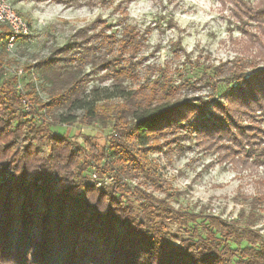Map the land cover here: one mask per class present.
Returning <instances> with one entry per match:
<instances>
[{"label":"trees","instance_id":"obj_1","mask_svg":"<svg viewBox=\"0 0 264 264\" xmlns=\"http://www.w3.org/2000/svg\"><path fill=\"white\" fill-rule=\"evenodd\" d=\"M256 1V10L246 15L264 35V0ZM133 31L123 28L117 38L114 32L95 34L111 54L100 84L89 85L79 70L96 65L100 50L76 40L25 67V97L16 88V74L0 80V264H264V241L250 228V215L226 222L173 208L142 189H161L145 181L156 183L147 155L160 152L168 135L226 133L231 141L248 142L252 134L244 116L264 110V70L215 69L227 73L230 83L222 100L176 101L186 82L153 80L128 88L123 81L139 80L132 60L139 38ZM9 34L0 23V52H7ZM75 43H84L85 51ZM0 73L6 75L1 60ZM105 81L110 84L101 85ZM109 119L114 131L100 150L87 135L77 142L56 131ZM92 172L113 174V181L98 179L96 186Z\"/></svg>","mask_w":264,"mask_h":264},{"label":"rangeland","instance_id":"obj_2","mask_svg":"<svg viewBox=\"0 0 264 264\" xmlns=\"http://www.w3.org/2000/svg\"><path fill=\"white\" fill-rule=\"evenodd\" d=\"M14 6L31 33L25 40H18L13 53L0 52L6 74L0 73V80L18 70L24 72L25 67L52 50L76 40L100 50L96 65L79 69L90 80L89 85L100 84L105 74L103 63L111 54L95 34L114 32L117 38L126 27H132L139 38L132 55L139 80L123 81L128 88L151 84L153 80L175 85L186 82L179 88L176 101H205L210 96L222 100L230 83L227 73L218 75L215 69L238 65L246 73L264 70V35L256 21L246 15L247 9L252 13L256 10V0H17ZM88 36L90 39L85 41ZM84 43H75L74 48L85 51L81 47ZM24 80L27 82V74ZM104 84L110 82L101 83ZM244 119L243 124L252 134L248 142L231 141L226 133L194 136L178 132L175 138L166 136L165 141H160L161 151L147 155L156 183L145 181L161 189H151L149 185L142 189L165 198L173 208L218 216L226 222H240V214L250 215V228L259 232L264 241V154H259L264 150V110L245 115ZM113 124L109 119L89 126L62 125L56 131L77 142L87 135L100 150L107 146ZM109 177L98 179L109 184L113 181ZM127 182L130 188L136 183ZM179 235L185 236L182 232ZM230 245L237 244L232 241Z\"/></svg>","mask_w":264,"mask_h":264},{"label":"built area","instance_id":"obj_3","mask_svg":"<svg viewBox=\"0 0 264 264\" xmlns=\"http://www.w3.org/2000/svg\"><path fill=\"white\" fill-rule=\"evenodd\" d=\"M16 1L17 0H0V23L7 25L10 30V34L6 39V51L8 53H13V48L20 38L29 37L31 33L28 23L15 9L14 4ZM14 74L17 75L16 88L22 92V95L25 97L24 85L21 79L23 72L18 70ZM22 103L24 111L28 113L31 109L28 100L24 98L22 99ZM91 178L97 180L96 186H100L101 181L98 180L96 174L93 172ZM109 178L113 180L112 177Z\"/></svg>","mask_w":264,"mask_h":264}]
</instances>
